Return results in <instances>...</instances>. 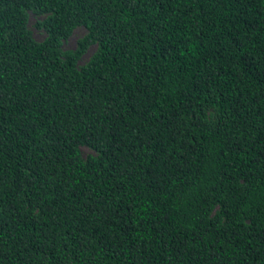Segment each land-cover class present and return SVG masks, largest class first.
I'll list each match as a JSON object with an SVG mask.
<instances>
[{
	"label": "trees",
	"instance_id": "trees-1",
	"mask_svg": "<svg viewBox=\"0 0 264 264\" xmlns=\"http://www.w3.org/2000/svg\"><path fill=\"white\" fill-rule=\"evenodd\" d=\"M0 264H264V0H0Z\"/></svg>",
	"mask_w": 264,
	"mask_h": 264
},
{
	"label": "rangeland",
	"instance_id": "rangeland-1",
	"mask_svg": "<svg viewBox=\"0 0 264 264\" xmlns=\"http://www.w3.org/2000/svg\"><path fill=\"white\" fill-rule=\"evenodd\" d=\"M44 15H36L34 13L30 14L29 18V27L33 32L34 38L37 41H42L47 36V31L44 28H40L37 26V22L40 20L42 21L44 19ZM87 32V29L84 26H78L72 33V35L65 39L62 43V50H73L77 47L78 41L80 38H82ZM97 45H92L88 51L83 55L81 58L79 65L82 66L86 64L92 55L97 51ZM82 153L85 157H87L89 154L94 153V151L88 147H82Z\"/></svg>",
	"mask_w": 264,
	"mask_h": 264
}]
</instances>
